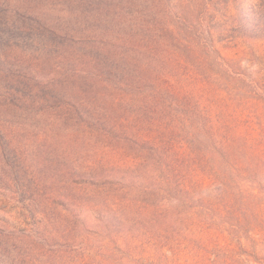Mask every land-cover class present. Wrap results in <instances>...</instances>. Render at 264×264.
Returning <instances> with one entry per match:
<instances>
[{"label": "trees", "instance_id": "16d2710c", "mask_svg": "<svg viewBox=\"0 0 264 264\" xmlns=\"http://www.w3.org/2000/svg\"><path fill=\"white\" fill-rule=\"evenodd\" d=\"M132 2L140 8L137 35L121 29L77 57L64 27L69 15L40 23L49 49L38 71L46 80L39 84L42 108L55 106L73 122L95 120L92 134L103 135L108 149L56 179L50 208L56 214L61 206L99 209L106 224L128 230L137 264H264L263 13L251 7L257 25L224 42L230 31L221 27L194 31L186 13L174 21L142 0ZM78 7L72 16L85 25L102 20ZM111 24L113 34L118 16ZM47 57L54 63L49 77ZM74 80L93 97L67 92ZM101 90L119 92L113 104L126 112L115 117L98 105L94 93ZM133 108L135 115L126 117Z\"/></svg>", "mask_w": 264, "mask_h": 264}, {"label": "rangeland", "instance_id": "374dc122", "mask_svg": "<svg viewBox=\"0 0 264 264\" xmlns=\"http://www.w3.org/2000/svg\"><path fill=\"white\" fill-rule=\"evenodd\" d=\"M142 1L161 18L179 21L186 13L194 31L213 27L230 31L224 42H236L238 32L257 25L251 7L264 16V0H183L182 6L180 0ZM79 3L102 14V20L88 26L75 19ZM238 9L242 14L234 19ZM136 10L140 8L132 0H0V264H137L134 245L125 238L128 230L122 234L119 224H106L99 209L81 204L68 212L61 206L56 214L50 208L56 179L66 177L74 163L84 168L108 149L103 135L92 134V126L98 127L95 120L73 122L55 106L42 108L39 84L46 80L38 77L42 51L49 50L41 39L42 21L69 15L64 27L72 31L71 53L77 57L90 43L111 41L121 29V34L136 36ZM117 16L120 28L112 34L111 21ZM49 60L43 63L45 77L54 71ZM66 90L76 99L93 97L82 80L72 81ZM118 94L101 90L94 96L116 117L126 112L113 104ZM134 115L135 108L125 114ZM40 205L49 210L45 216Z\"/></svg>", "mask_w": 264, "mask_h": 264}]
</instances>
